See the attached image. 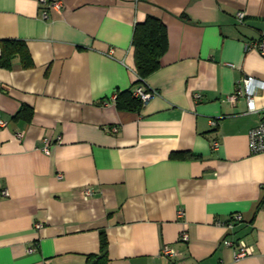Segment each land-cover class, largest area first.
Instances as JSON below:
<instances>
[{
	"label": "crops",
	"instance_id": "crops-1",
	"mask_svg": "<svg viewBox=\"0 0 264 264\" xmlns=\"http://www.w3.org/2000/svg\"><path fill=\"white\" fill-rule=\"evenodd\" d=\"M47 1L60 5L0 0V52L17 40L31 58L0 66V264H88L102 234L108 264H264V153L249 145L264 57L246 48L264 35V0ZM147 16L167 29L141 83L156 94L120 110L114 94L139 85L132 37ZM247 77L252 112L245 95L229 100ZM24 106L30 119L15 118ZM225 240L253 253L235 259Z\"/></svg>",
	"mask_w": 264,
	"mask_h": 264
},
{
	"label": "trees",
	"instance_id": "trees-1",
	"mask_svg": "<svg viewBox=\"0 0 264 264\" xmlns=\"http://www.w3.org/2000/svg\"><path fill=\"white\" fill-rule=\"evenodd\" d=\"M135 71L138 75L134 84L144 80L160 67V59L167 49V29L157 17L147 16L143 22L135 25L132 37ZM19 56L24 67L31 66V58L25 43L17 40H5L1 43L0 66L10 68L12 60ZM116 107L120 110L139 111L141 100L134 96L133 91L118 92L115 98ZM29 111V112H28ZM28 113V114H27ZM32 111L23 107L15 118L30 119ZM88 264H108L107 240L101 236V250L96 256L88 258Z\"/></svg>",
	"mask_w": 264,
	"mask_h": 264
},
{
	"label": "built area",
	"instance_id": "built-area-1",
	"mask_svg": "<svg viewBox=\"0 0 264 264\" xmlns=\"http://www.w3.org/2000/svg\"><path fill=\"white\" fill-rule=\"evenodd\" d=\"M40 4L46 5L47 7H59L60 2L59 1H53L48 2L47 0H39ZM43 16L46 18L47 13L44 11ZM236 18L239 23H242L245 18V13L243 11H239L236 13ZM246 48L256 50L260 55L264 57V35L260 36L258 39L250 41L246 44ZM114 50L110 49L108 52L109 56H112ZM254 79L251 77H247L242 79V81L238 84L234 94L229 97L230 102L235 103L237 98L239 96L245 95L247 100V106L248 111L252 112L256 110L255 103H254V97L257 90V86L253 85ZM134 96L138 97L141 100L142 104L147 103L155 93V91H148L146 90L143 85L140 83L136 89L133 91ZM200 95L196 94V98H199ZM116 98V94H114L113 99ZM6 122L3 120H0V126H5ZM212 125H215V121H212ZM114 131L116 129H113ZM20 138L23 136L22 133L17 134ZM218 144L217 142H214V147H216ZM249 145L250 150L252 153H264V116H262L260 123L251 128L249 131ZM49 147L45 146L43 149L46 154L49 153ZM61 177V175H58ZM2 196L7 197L9 195L8 191L6 189H3L1 191ZM92 190L90 188H85L82 191V197L87 200L92 195ZM179 214H182V211L179 212ZM230 222L228 224L229 227H232L235 225V223H239L242 221L241 214L237 213L235 215H232V217L229 218ZM41 224H37L36 227H40ZM183 240H188V235L184 234L182 236ZM224 244L227 246H233L234 247V257L235 259H241L244 257H247L253 253V247L247 245L244 241H239L237 244L232 243L229 240H225ZM34 248H31L30 251H33ZM164 257L169 258H175L178 256V252L173 249L172 247L165 245L160 253Z\"/></svg>",
	"mask_w": 264,
	"mask_h": 264
}]
</instances>
